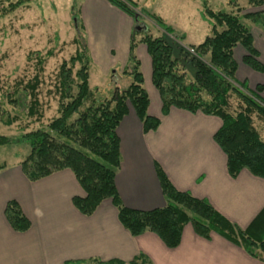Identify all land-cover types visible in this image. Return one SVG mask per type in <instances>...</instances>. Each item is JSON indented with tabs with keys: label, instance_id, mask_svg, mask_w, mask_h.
<instances>
[{
	"label": "trees",
	"instance_id": "16d2710c",
	"mask_svg": "<svg viewBox=\"0 0 264 264\" xmlns=\"http://www.w3.org/2000/svg\"><path fill=\"white\" fill-rule=\"evenodd\" d=\"M33 0H14L0 5L7 13L27 6ZM133 19L129 37L128 59L123 74L129 77L122 88L114 86L109 97L100 98L96 89L89 87L91 58L85 40V31L77 9L74 19L78 29L73 38L74 54L58 65L53 86L56 96V116L47 124L24 132L15 139L0 135V146L27 143L28 154L19 162L23 174L29 180H37L61 169H69L84 196H74L73 205L83 215L92 214L105 199H110L117 210L122 226L133 235L146 231L155 233L170 248L176 247L186 224L193 231L208 239L214 232L240 246L251 257L263 260L264 254V206L244 228L229 222L216 211L208 200L197 198L187 191L177 190L160 166L155 172L165 198V205L150 210L132 209L123 204L115 187V174L121 162L119 138L116 128L132 107L144 132L155 130L160 119L147 112L149 96L143 86L140 62L135 54L137 44L146 46L151 60V81L161 100V112L167 114L171 106L189 112L200 111L217 116L221 125L213 139L226 155L229 176L236 177L241 169L264 179V141L253 125L252 115L264 117V100L260 97L263 85H255L253 91L245 89L235 79L237 63L234 49L241 46L245 54L241 61L251 69L263 72L264 65L258 59L251 30L244 20H249L264 32V0H247L258 10L242 13L237 0H229L236 11L213 10L203 2L201 18L210 25V34L198 44L182 45L184 33L152 12L140 9L163 32L154 35L146 25L136 26L137 6L133 0H106ZM0 13V15H2ZM173 36L174 41H169ZM51 54V52H47ZM37 69L22 87L26 99V115L40 120L43 116L38 98L46 56L33 53ZM190 72L192 74L190 75ZM234 95L240 106L236 112L229 109ZM10 103L17 98L6 94ZM0 120L10 124L17 120L9 116L0 105ZM4 166V165H3ZM0 165V168L3 167ZM4 215L15 231L23 232L30 221L17 201L6 202ZM65 264H72L66 262ZM78 264V262H73ZM100 264H123L121 261H104ZM129 264H151L139 254Z\"/></svg>",
	"mask_w": 264,
	"mask_h": 264
},
{
	"label": "crops",
	"instance_id": "0c3cea01",
	"mask_svg": "<svg viewBox=\"0 0 264 264\" xmlns=\"http://www.w3.org/2000/svg\"><path fill=\"white\" fill-rule=\"evenodd\" d=\"M92 5L109 11L115 23L100 18L95 25L87 24ZM259 9L264 10V1ZM79 13L85 33L88 27L95 31L93 45L86 41L91 63L95 61L104 75L112 73L117 85L116 81L124 76L133 19L106 0L88 2ZM250 30L258 59L264 65V32L259 27ZM235 49L242 58L244 49ZM135 54L149 96L147 112L158 117L160 124L144 132L132 107L120 120L116 133L121 162L114 181L121 201L138 210L163 207L165 198L155 172L158 165L177 190L205 198L229 222L244 229L264 206V179L245 168L236 177L229 176L226 155L213 139L221 125L217 116L173 106L162 114L146 46L137 44ZM238 76L243 82L255 77L247 89L253 91L255 85H263L259 95L264 100V71H255L241 61L235 79ZM18 162L14 159L0 168V264H100L110 260L129 264L139 254L151 264H264V259L251 257L217 233H210L208 239L197 235L189 223L173 248L150 231L133 236L119 222L110 199L103 200L90 215L75 208L72 198L84 196V192L69 169L32 181ZM10 199L18 202L30 221L26 231H15L7 222L4 208Z\"/></svg>",
	"mask_w": 264,
	"mask_h": 264
},
{
	"label": "rangeland",
	"instance_id": "374dc122",
	"mask_svg": "<svg viewBox=\"0 0 264 264\" xmlns=\"http://www.w3.org/2000/svg\"><path fill=\"white\" fill-rule=\"evenodd\" d=\"M14 0H0V5H6ZM137 8L136 26L144 25L154 34H162L154 22L141 12L140 9L155 13L164 22L172 26L177 32L184 33L185 39L182 45L198 44L205 35L210 34L209 27L205 22H201V10L203 2L213 10L236 11V7L229 4V0H133ZM247 0H237L242 13L255 11ZM93 0H33L25 7H18L7 13L0 15V105L1 109L10 117L15 115L17 120L6 124L0 120V135H5L11 139L20 137L24 132L34 130L48 123L56 116V96L53 86L55 83V73L58 65L63 59H68L74 54L76 45L73 42L76 33L77 22L72 13L81 10L86 3ZM79 17L81 15L79 14ZM100 18L115 23L113 16H109V11L104 10L98 5H92L88 13L90 26L97 24ZM81 20V18H80ZM249 28L257 27L249 20L243 21ZM207 23V22H206ZM85 33V40L92 46L96 39L95 31L88 27ZM169 41H174L173 36H168ZM99 44V43H98ZM97 44V45H98ZM100 46V45H99ZM94 49V48H93ZM51 54H47V52ZM238 50L235 49L234 59L240 65L241 61ZM39 52L46 56L43 64L42 82L38 91V98L41 103L40 109L43 116L40 120L26 115V99L22 94V87L35 73L37 66L33 53ZM118 54V53H117ZM242 66H240L241 69ZM192 72H190V75ZM241 74V72H240ZM112 73L104 75L99 72L96 62H92L89 68V87L92 91L96 89L100 98L109 97L113 88L114 80ZM238 76L239 83L245 89L248 84L256 80L249 77L242 81ZM123 79V80H122ZM129 80L127 75L116 81L117 86L124 88ZM241 80V81H240ZM6 94L16 97L17 102L10 103ZM229 109L236 112L240 106V101L232 95L229 100ZM253 125L258 131L260 138L264 141V117L257 114L252 115ZM29 152L27 143L0 146V165H9L14 159L20 162ZM18 162V163H19ZM73 264V263H72ZM91 264V263H78Z\"/></svg>",
	"mask_w": 264,
	"mask_h": 264
}]
</instances>
